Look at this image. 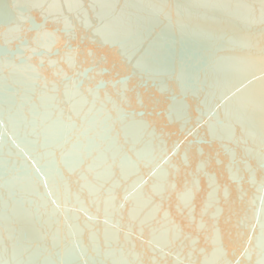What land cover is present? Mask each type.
<instances>
[{"label": "water", "instance_id": "obj_1", "mask_svg": "<svg viewBox=\"0 0 264 264\" xmlns=\"http://www.w3.org/2000/svg\"><path fill=\"white\" fill-rule=\"evenodd\" d=\"M0 264H264V0H0Z\"/></svg>", "mask_w": 264, "mask_h": 264}]
</instances>
